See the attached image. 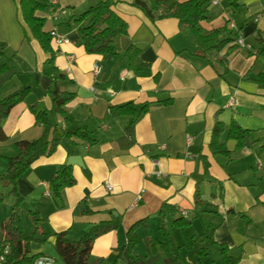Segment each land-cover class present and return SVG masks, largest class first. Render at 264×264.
<instances>
[{
    "label": "crops",
    "instance_id": "obj_1",
    "mask_svg": "<svg viewBox=\"0 0 264 264\" xmlns=\"http://www.w3.org/2000/svg\"><path fill=\"white\" fill-rule=\"evenodd\" d=\"M112 1V10L128 25L127 35L116 40L114 57L88 54L81 44L80 26L70 21L96 0H56L55 8H65L66 15L52 17L51 6L39 13L46 19L47 32L57 29L68 40L61 45L52 40L51 59L23 21L20 0H0V43L7 45V55L22 72L3 84L0 100L32 87L29 97L3 123L6 139L0 140V152L15 157L18 142L41 138L44 128L36 116L43 111L52 125L51 138L60 139L53 155L38 159L17 181L24 199L20 207L24 235L34 229L30 212L46 220L43 228L53 246L56 233L66 232L70 241H78L94 225L119 219V228L99 237L91 253L92 259L113 264L117 250L127 243L129 228L148 219L149 228L137 230L141 244L135 254L146 257L148 264H159L164 260L152 254L150 240L160 238L158 212L169 203L180 216L193 220L190 227L179 229L168 219L171 245L181 264H196L204 248L208 256L201 264H225L220 247L204 240L205 221L217 226L215 242L226 245L239 258L238 264H264V88L257 82L264 74V0H223L218 6L202 0L209 16L201 22L204 31L228 27L224 39L232 40L220 53L225 64H211L200 56L178 21L158 18L147 0ZM230 19L236 29H230ZM239 39L244 46L238 45ZM131 46L141 51L146 64L141 71L129 64L126 51ZM96 65L102 67L98 76ZM56 69L64 76L60 91L75 95L65 107L66 117L54 112L48 92ZM5 87L11 89L5 92ZM130 103L138 111L150 104L132 127L130 116L112 110ZM218 120L251 132L240 150H235V141H227L233 151L230 161L209 151ZM80 128L91 132L95 142L61 137ZM226 140L224 134L221 141ZM72 156L80 157L82 164L67 165ZM200 156L210 163L211 181L204 178ZM63 165L72 167L76 184L57 198L50 182ZM7 169L8 162L0 158V175ZM197 185L204 217L195 211ZM5 189L2 186L0 192ZM7 200L0 221L12 214L13 198ZM46 245L32 244L31 254L53 258Z\"/></svg>",
    "mask_w": 264,
    "mask_h": 264
},
{
    "label": "trees",
    "instance_id": "obj_2",
    "mask_svg": "<svg viewBox=\"0 0 264 264\" xmlns=\"http://www.w3.org/2000/svg\"><path fill=\"white\" fill-rule=\"evenodd\" d=\"M153 11L158 14V18H174L178 21L181 32L187 34L197 45L199 55L206 58L209 63L225 64V60L220 57L223 48L232 40L228 35V27L216 29L210 33L204 31L201 22L209 19L208 8L202 0H147ZM112 0H99V2L81 14L73 15L71 22L78 25L81 34V44L88 54L101 55L107 58L114 57L117 53L116 40L128 33L127 23L121 19L112 10ZM23 21L27 25L34 39L39 43L41 48L51 55H55L52 47L51 32L45 30L46 19L39 16L40 12L49 9L48 0H20L19 2ZM230 35V34H229ZM7 45L0 43V88L10 78L21 74L13 56L6 53ZM140 49L131 46L126 51V56L130 66L141 71L146 67L140 59ZM49 60L50 62L52 60ZM64 76L55 70L52 75V86L49 94L52 96L53 110L57 114L66 117L65 107L70 103L75 95L72 93L61 92L59 81ZM257 82L261 88H264V74H260ZM32 93L31 86H25L13 91L0 100V140H5L3 132V123L9 116L11 110L18 104L24 102ZM169 104V102H166ZM150 104H145L141 111L137 110L136 105L130 103L123 106L113 107L112 110L119 115L130 116L131 127L135 124L138 117L146 113ZM38 123L43 125L44 132L41 138L35 141H20L16 144L18 154L15 157H4L0 152V158L8 162L7 171L0 175V183L8 189L7 193L0 192V209L4 202L12 197V214L6 221H0V255L3 254L8 246L10 251L1 264H34L41 256L31 254V246L34 243L47 244L50 241L49 235L43 228L46 221L39 213L30 212V217L34 224L32 232L25 236L24 228L20 213V207L24 202L23 197L19 194L17 188L18 179L24 177L31 166L41 157L53 155L58 146L60 139L51 138L52 125L48 120L47 111L38 113L36 116ZM226 134L227 140L221 141L222 136ZM251 132L242 129L236 123L226 125L221 121H216L212 130L209 142V151L214 157L222 156L229 161L232 158L233 151L227 147V141L236 142V151L243 148ZM61 137L77 138L89 143H94L91 132L85 128H80L75 133L63 132ZM264 149V146H263ZM204 168V178L211 181L210 163L205 156H200ZM76 179L73 175L72 167L63 165L60 170L53 176L50 187L55 197L61 198L64 189L73 187ZM195 211L202 217L205 216L204 200L201 195L199 185H197L194 195ZM241 217L245 218L242 214ZM172 219V225L176 228H188L192 225V219L180 216L178 209L169 203H164L158 212L160 238H151L150 250L152 254L159 255L166 264H181L179 254L171 245V236L168 230V219ZM120 226L119 219L111 221H102L94 225L80 240L70 241L66 232L55 234L54 249L64 264H103L105 259H92L91 253L94 242L101 236L116 231ZM206 234L204 240L210 245H218L221 249V256L225 264H238L239 258L233 256L229 248L224 244H217L214 240V232L217 228L208 221H205ZM140 228H149V220L143 219L133 224L127 231L126 245L117 250V255L113 264L122 261L125 264H148L147 258L137 256L135 250L141 244V239L137 235ZM208 256V249L204 248L199 253L196 264H201Z\"/></svg>",
    "mask_w": 264,
    "mask_h": 264
},
{
    "label": "built area",
    "instance_id": "obj_3",
    "mask_svg": "<svg viewBox=\"0 0 264 264\" xmlns=\"http://www.w3.org/2000/svg\"><path fill=\"white\" fill-rule=\"evenodd\" d=\"M48 1H49L50 6L52 7V12H51L52 17L57 18L59 16L66 15L67 11H66L65 8H55L56 0H48ZM210 2H211V4L213 6H218V5H220L223 2V0H210ZM228 25H229L230 29H232V30L236 29V24H235V22L233 20L230 19L229 22H228ZM51 35H52L53 41H55L56 44H58V45H61L63 43L68 42V40L64 36L60 35L57 32V29L52 30L51 31ZM237 43L240 46H244V43H243L242 39L237 40ZM101 72H102V67L96 65L94 67V74L96 76H98ZM107 188H108V190H112V187L110 185H107ZM9 251H10V249L7 246L5 248L3 254L0 255V264L5 261V257L9 254ZM53 263H54L53 258L48 257V256H40L35 261L34 264H53Z\"/></svg>",
    "mask_w": 264,
    "mask_h": 264
},
{
    "label": "rangeland",
    "instance_id": "obj_4",
    "mask_svg": "<svg viewBox=\"0 0 264 264\" xmlns=\"http://www.w3.org/2000/svg\"><path fill=\"white\" fill-rule=\"evenodd\" d=\"M97 1V3L99 2V0H96ZM85 11V10H84ZM12 85H10L9 87H11ZM9 87H5V89H4V91L6 92L8 89H11V88H9ZM13 91V90H12ZM10 93H12V92H10ZM3 185H2V183H0V188L2 187ZM0 191H2V190H0ZM7 191H8V189L6 188L5 189V192L7 193ZM11 198V197H10ZM9 203H8V200H6L5 202H4V204H3V209L2 210H7L6 208H8L7 206H9L8 205ZM1 211V210H0ZM3 212V211H2ZM9 215V214H8ZM2 216V215H1ZM3 217V216H2ZM7 217L8 216H6L5 218H2V219H7ZM32 224V223H31ZM28 230H26V232H27ZM47 249L49 250V253H50V255L55 259L54 261H55V263L54 264H64L61 260H59L58 259V256H57V254H56V252H55V249H54V246H53V244L52 243H47ZM159 264H165L164 263V261H160V263Z\"/></svg>",
    "mask_w": 264,
    "mask_h": 264
},
{
    "label": "water",
    "instance_id": "obj_5",
    "mask_svg": "<svg viewBox=\"0 0 264 264\" xmlns=\"http://www.w3.org/2000/svg\"><path fill=\"white\" fill-rule=\"evenodd\" d=\"M75 163L76 164H82L81 163V158L78 157V156H72V157H70L67 165H72V164H75Z\"/></svg>",
    "mask_w": 264,
    "mask_h": 264
}]
</instances>
